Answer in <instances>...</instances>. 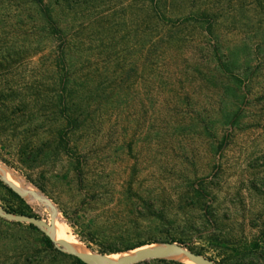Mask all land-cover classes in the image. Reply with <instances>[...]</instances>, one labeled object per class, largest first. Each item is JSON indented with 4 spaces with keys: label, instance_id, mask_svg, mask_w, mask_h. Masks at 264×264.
Listing matches in <instances>:
<instances>
[{
    "label": "rangeland",
    "instance_id": "obj_1",
    "mask_svg": "<svg viewBox=\"0 0 264 264\" xmlns=\"http://www.w3.org/2000/svg\"><path fill=\"white\" fill-rule=\"evenodd\" d=\"M190 1L176 0L173 7ZM92 2L98 10L85 11L92 22L79 34L83 44L72 45L68 72L84 86L75 98H85L73 140L93 164L79 185L83 191L96 186V204L111 210L126 202L121 196L129 201L143 196L166 219H140L139 227L107 239L105 246L129 245L118 251L123 252L136 246L131 240L152 245L157 243L148 238L162 242L157 238L171 235L195 246L203 253L196 257L205 261L264 264V0H195L216 6L214 33L191 20L178 23L174 10L171 20L179 25L163 33L181 41L158 49L150 32L137 30L133 0ZM101 9L112 19L103 27L97 22ZM36 63L37 58L25 64L16 77L45 83ZM0 163V264H78L74 256L93 264L69 243L80 242L98 254L100 247L79 240L60 203L73 207L84 194L69 190L62 201L55 187L43 192L27 179L26 169ZM70 168L68 159L57 160L64 177L58 182L65 189ZM2 170L16 173L30 193L11 184ZM6 184L40 218L7 213V201H17ZM42 232L60 251L45 247ZM161 256L152 252L138 260Z\"/></svg>",
    "mask_w": 264,
    "mask_h": 264
},
{
    "label": "trees",
    "instance_id": "obj_2",
    "mask_svg": "<svg viewBox=\"0 0 264 264\" xmlns=\"http://www.w3.org/2000/svg\"><path fill=\"white\" fill-rule=\"evenodd\" d=\"M92 1L95 0H0V22L4 20L0 24V159L9 167L26 169L27 179L43 192H48L50 187L56 191V188L58 199L62 201L74 189L79 191V195L84 194L73 207L60 202L61 210L68 223L77 229L80 241L88 247L98 245V252L107 254L129 247L127 244L109 247L105 243L107 239L128 234L139 227L140 219L154 217L164 222L166 219L152 209L153 203L143 196H135L132 201L128 200L129 197L121 196V200L126 202L111 210L96 204V186L89 184L85 191L84 186H80L83 175L93 169V164L85 158L80 144L73 140L75 130L83 121L85 98L82 95L75 98L77 91L84 86L70 80L68 72L72 68V45L83 44L79 34L92 22V18L86 19L85 11L89 15L91 10H98ZM133 1L136 28L153 35L156 49L181 41L171 40L163 33L179 25L171 20L174 10L179 11L176 14L179 16L176 19L178 23L191 20L194 24H203L211 35L217 25L218 12L213 3L202 2L198 5L191 0L188 6L184 4L177 10L173 7L176 0ZM98 13L99 26L112 22V19H106L104 10ZM35 58V72L43 69L45 83L23 82L16 77L21 67L32 63ZM43 96L45 100L40 104ZM59 159L71 162L68 177L65 178L68 189L58 182L64 179L56 169ZM6 188L17 201H7L3 206L7 213L40 218L25 197L7 184ZM91 191H94L93 195L89 194ZM29 226L38 229L34 224ZM42 233L45 247L50 251H60L56 242L48 234ZM157 239L165 243L183 244L171 235ZM131 241L136 245L132 248L143 245L141 241ZM147 241L157 242L153 238ZM183 245L194 255H203L195 246ZM74 257L78 264H89L80 257ZM205 258L214 264H230L224 260ZM133 264L187 263L156 257Z\"/></svg>",
    "mask_w": 264,
    "mask_h": 264
},
{
    "label": "bare ground",
    "instance_id": "obj_3",
    "mask_svg": "<svg viewBox=\"0 0 264 264\" xmlns=\"http://www.w3.org/2000/svg\"><path fill=\"white\" fill-rule=\"evenodd\" d=\"M1 164V163H0ZM2 168V167H0ZM9 169V168H8ZM2 175L11 182V184H14L17 188L20 190L30 193L29 186L24 182V180L17 175H15L12 171L2 170ZM60 238H63L60 236ZM59 240V239H58ZM61 240V239H60ZM69 247L77 252H80L86 260L93 264H120V263H128L132 262L141 258H144L146 256L152 255V252H159L163 256L183 260L189 264H210L208 261L203 260L200 257H196V255L192 253H187L185 250H183L179 246L174 245H168L166 243L164 244H152V245H143L140 247H137L135 249L123 251V252H116V253H110V254H98L95 252H92L90 249L86 248L82 243L80 242H72L69 243ZM157 255V254H156Z\"/></svg>",
    "mask_w": 264,
    "mask_h": 264
},
{
    "label": "water",
    "instance_id": "obj_4",
    "mask_svg": "<svg viewBox=\"0 0 264 264\" xmlns=\"http://www.w3.org/2000/svg\"><path fill=\"white\" fill-rule=\"evenodd\" d=\"M155 243H161V244H164L165 242H155ZM149 244H152V243H149ZM166 244H170V245H176L175 243H166ZM142 246V245H141ZM176 246H179V245H176ZM138 247H140V246H138ZM180 247V246H179ZM135 248H137V247H135ZM135 248H132V249H135ZM181 248H183V247H181ZM130 250V249H129ZM188 250V249H187ZM127 251V250H126ZM189 251V250H188ZM190 252V251H189ZM99 254H102V253H99ZM193 254V253H192ZM196 256H199V255H196ZM149 256H146V257H144V258H142V259H146V258H148ZM161 257H163V256H161ZM142 259H140V260H142ZM140 260H136V261H133V262H130V263H124V264H133V263H136V262H139ZM208 262H211V261H208Z\"/></svg>",
    "mask_w": 264,
    "mask_h": 264
}]
</instances>
